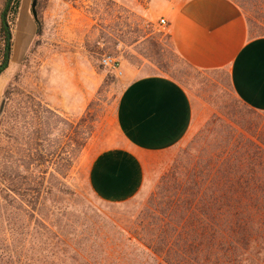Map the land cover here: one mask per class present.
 <instances>
[{"label":"rangeland","instance_id":"obj_1","mask_svg":"<svg viewBox=\"0 0 264 264\" xmlns=\"http://www.w3.org/2000/svg\"><path fill=\"white\" fill-rule=\"evenodd\" d=\"M183 1L33 0V44L0 75V264H85L88 255L154 264L129 238L176 162L225 138L227 124L264 131V112L238 100L226 70L195 69L174 50L167 15ZM232 1L249 35L264 36V0ZM105 56L118 70L103 64ZM147 74L168 75L188 90L192 130L144 156L135 197L101 201L88 168L98 152L123 144L118 99L130 79Z\"/></svg>","mask_w":264,"mask_h":264},{"label":"crops","instance_id":"obj_2","mask_svg":"<svg viewBox=\"0 0 264 264\" xmlns=\"http://www.w3.org/2000/svg\"><path fill=\"white\" fill-rule=\"evenodd\" d=\"M33 0H21L13 30L9 66L20 63L37 32ZM174 50L189 66L226 70L234 95L264 112V36L251 37L247 20L232 0H185L167 15ZM123 144L98 152L88 184L101 201L135 197L144 181V156L168 150L192 130L194 106L188 90L165 74L130 79L117 103Z\"/></svg>","mask_w":264,"mask_h":264},{"label":"trees","instance_id":"obj_3","mask_svg":"<svg viewBox=\"0 0 264 264\" xmlns=\"http://www.w3.org/2000/svg\"><path fill=\"white\" fill-rule=\"evenodd\" d=\"M20 2L6 0L0 14V75L10 63ZM225 128V138L176 162L136 223L129 241L154 264H264V131L239 123ZM125 262L119 255L85 260Z\"/></svg>","mask_w":264,"mask_h":264},{"label":"built area","instance_id":"obj_4","mask_svg":"<svg viewBox=\"0 0 264 264\" xmlns=\"http://www.w3.org/2000/svg\"><path fill=\"white\" fill-rule=\"evenodd\" d=\"M161 22L165 23V20L162 19ZM102 61H103V64L105 66H108L114 70H118V63H117V60L115 58H113L111 56H105V57H103Z\"/></svg>","mask_w":264,"mask_h":264},{"label":"water","instance_id":"obj_5","mask_svg":"<svg viewBox=\"0 0 264 264\" xmlns=\"http://www.w3.org/2000/svg\"><path fill=\"white\" fill-rule=\"evenodd\" d=\"M35 3H33V6H34ZM34 8V7H33ZM33 14H34V17L36 16V13L35 11L33 10ZM9 57V56H8ZM3 106H4V102H2L1 106H0V115L2 113V110H3Z\"/></svg>","mask_w":264,"mask_h":264}]
</instances>
